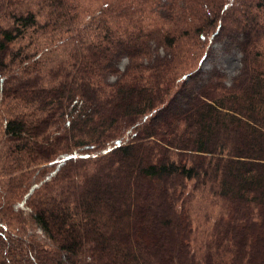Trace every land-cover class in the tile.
<instances>
[{"label": "trees", "instance_id": "1", "mask_svg": "<svg viewBox=\"0 0 264 264\" xmlns=\"http://www.w3.org/2000/svg\"><path fill=\"white\" fill-rule=\"evenodd\" d=\"M0 114V264H264V0H0Z\"/></svg>", "mask_w": 264, "mask_h": 264}, {"label": "rangeland", "instance_id": "2", "mask_svg": "<svg viewBox=\"0 0 264 264\" xmlns=\"http://www.w3.org/2000/svg\"><path fill=\"white\" fill-rule=\"evenodd\" d=\"M226 46L217 43L215 44V51L213 54V57L207 59L204 62V67H211V65L218 64L222 68L225 69V71L228 73V77H232L239 69L241 62H240V52L237 50L231 48L229 51L226 50ZM127 62V59H124L121 62V67L123 68ZM2 115L0 114V130L3 128V122H2ZM1 137V134H0ZM198 206H203L205 205V201L203 199H199L196 201ZM199 220L195 221V224L198 225ZM202 226L204 222L201 223Z\"/></svg>", "mask_w": 264, "mask_h": 264}]
</instances>
